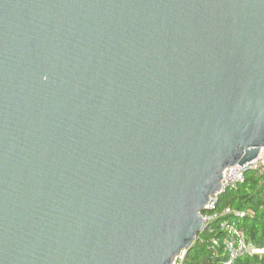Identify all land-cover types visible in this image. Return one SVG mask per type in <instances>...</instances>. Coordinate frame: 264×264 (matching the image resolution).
<instances>
[{"label": "water", "instance_id": "1", "mask_svg": "<svg viewBox=\"0 0 264 264\" xmlns=\"http://www.w3.org/2000/svg\"><path fill=\"white\" fill-rule=\"evenodd\" d=\"M264 147V0H0V264H174Z\"/></svg>", "mask_w": 264, "mask_h": 264}, {"label": "trees", "instance_id": "2", "mask_svg": "<svg viewBox=\"0 0 264 264\" xmlns=\"http://www.w3.org/2000/svg\"><path fill=\"white\" fill-rule=\"evenodd\" d=\"M231 207L245 213L241 227L245 237L254 247L264 248V178L254 172L246 174V180L234 190L226 191L216 205L214 213ZM206 214V212L204 213ZM220 220H215V226ZM220 235L218 229L204 230L188 250L182 264H223L225 254L214 240ZM233 264H264V252L245 254Z\"/></svg>", "mask_w": 264, "mask_h": 264}, {"label": "built area", "instance_id": "3", "mask_svg": "<svg viewBox=\"0 0 264 264\" xmlns=\"http://www.w3.org/2000/svg\"><path fill=\"white\" fill-rule=\"evenodd\" d=\"M254 172L264 178V147L259 156L254 160L243 164L233 165L225 169L221 180V191L236 189L246 180V174ZM221 196L219 193L211 195L209 203L206 205V210L203 216L206 222L209 223V231L214 232L216 229L220 232L217 239L214 240L215 246L221 247L225 254L223 264H233L235 261L245 255L264 252V248L254 247L245 237V233L241 227V220L245 217V213L236 211L231 207L225 208L222 212L214 213L216 205ZM206 212V214H204ZM215 220H220L215 226ZM186 252H183L176 258L174 264H182Z\"/></svg>", "mask_w": 264, "mask_h": 264}]
</instances>
